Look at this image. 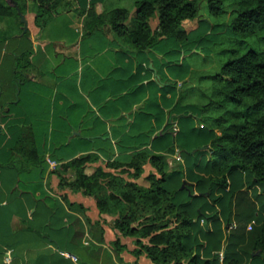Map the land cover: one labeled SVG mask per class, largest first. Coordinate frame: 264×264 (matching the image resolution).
<instances>
[{
    "label": "crops",
    "instance_id": "0c3cea01",
    "mask_svg": "<svg viewBox=\"0 0 264 264\" xmlns=\"http://www.w3.org/2000/svg\"><path fill=\"white\" fill-rule=\"evenodd\" d=\"M137 1L61 0L59 10L41 28L35 21L36 3L29 0L25 13L18 8L21 32L15 20L0 21V264H156L145 254L134 253L136 237L114 228L117 216L101 213L93 196L60 187L54 170L63 162L97 154L99 161L87 168L92 173L97 166L129 162L136 153L149 151L163 155L166 170L180 172L182 185L193 183V188L196 175L206 171L212 151L203 154L201 166L194 169L184 160L176 135L182 106L202 105L184 94L191 72L185 57L212 53L219 41L205 43L212 35L222 36V31L200 34L195 29L184 42L164 38L135 51L127 37L119 36L107 21L98 24V18L125 8L131 12L126 24L134 30ZM91 8L95 15L89 14ZM151 23L156 29L158 17ZM28 50L31 63L18 86L16 57ZM208 94L202 96L209 98ZM176 106L178 116L172 113ZM25 128L33 130L31 153L18 147ZM49 160L58 165L53 167ZM149 173L158 174L151 164ZM67 175L72 179L73 171ZM251 182L249 174L238 173L228 178L225 189L216 191L222 199L207 208V214L216 216L199 222L202 258L219 254L224 264L227 243H217L221 232L243 255L240 264H250L261 255L248 226L257 228L262 222L264 191ZM167 183L172 186L177 180ZM232 188L238 192L229 220V196L223 193Z\"/></svg>",
    "mask_w": 264,
    "mask_h": 264
},
{
    "label": "trees",
    "instance_id": "16d2710c",
    "mask_svg": "<svg viewBox=\"0 0 264 264\" xmlns=\"http://www.w3.org/2000/svg\"><path fill=\"white\" fill-rule=\"evenodd\" d=\"M28 1L0 0V21L15 20L21 32L23 23L18 8L25 13ZM33 1L36 3V24L43 28L59 10L61 0ZM199 1L138 0L136 29L126 24L131 12L125 8L105 12L99 16L98 24L109 22L119 36L127 37L128 46L135 51L146 50L164 38L184 42L198 26ZM204 1L214 15L232 11L231 21L225 24L232 34L259 37L264 30V0ZM89 14L95 15V9L91 8ZM155 17L159 21L156 29L151 23ZM31 57V50L16 57L18 86L27 77L24 69L30 65ZM247 107L256 112L255 117L246 115ZM182 110L176 142L186 163L194 159L199 167L200 157L212 151V158L205 163L206 171L196 175V188L192 183L181 189L180 172L170 174L163 155L149 151L136 153L129 162L110 161L105 167L97 166L92 173L87 172L88 165L98 162L99 156L83 154L63 162L54 173L62 189L93 196L101 213L117 216L113 227L125 236L136 237L138 247L134 253L137 256L145 254L156 264H221L219 254L201 257L197 226L200 221L216 216L214 212L207 214V208L222 199L223 196H216V191L226 188L230 176L247 173L252 178L250 186H259L264 191V50H233L229 60L212 75L208 102L182 106ZM172 113L178 116L179 108L176 106ZM194 117L198 119L197 125L192 124ZM168 128L169 125L165 131ZM19 146L26 147L24 151L30 153L35 151L31 128L22 130ZM146 163L155 167L158 174L143 176ZM69 171H73L72 179L68 178ZM168 179H176L177 183L169 186ZM242 185L247 182L243 181ZM195 190L200 194H195ZM237 192L232 188L223 193L229 196V220L234 208L232 198ZM261 208L264 212V200ZM251 237L254 248L261 251V255L250 264H264V215L261 224L257 228L253 226ZM224 242L227 243L224 264H240L241 252L232 249L231 237L221 232L217 243ZM119 243V239L114 242L115 245Z\"/></svg>",
    "mask_w": 264,
    "mask_h": 264
},
{
    "label": "rangeland",
    "instance_id": "374dc122",
    "mask_svg": "<svg viewBox=\"0 0 264 264\" xmlns=\"http://www.w3.org/2000/svg\"><path fill=\"white\" fill-rule=\"evenodd\" d=\"M199 4V12L202 20L198 22V26L196 27L198 33L204 34L210 30L222 31V36L220 35L221 38L219 35H212L210 41L205 43L211 44L213 41H219V43L215 45L212 53L202 54L194 52L185 57L191 68V72H189L188 78L185 79L184 85V94L186 99L190 102H200L205 104L208 102L210 97H203L202 93L207 92L209 93V96L212 93V90L209 89L210 86H212V78L208 76L217 73L221 69L222 65L229 60L231 57V52L235 49H239L242 52L248 48L264 50V30L261 32L259 37H241L232 34L227 29V25H225L228 24L232 19L233 13L231 10H227L220 15H214L209 11L206 1L200 0ZM246 113V115L250 118L256 116V112L252 109H249L248 107ZM192 124H198V119L196 117L193 118ZM211 156L212 155L209 157ZM198 163H200V161H198ZM190 164L194 169L196 168V160L193 159L190 161ZM149 171L150 164L146 163L144 165V175L148 174ZM124 176L129 178L127 175ZM200 229L201 227L198 225L197 230Z\"/></svg>",
    "mask_w": 264,
    "mask_h": 264
},
{
    "label": "built area",
    "instance_id": "2783aa9c",
    "mask_svg": "<svg viewBox=\"0 0 264 264\" xmlns=\"http://www.w3.org/2000/svg\"><path fill=\"white\" fill-rule=\"evenodd\" d=\"M49 162H50V164H51L53 167H55V166L58 165L57 162H55V161H51V160H49ZM202 222H204V220H202ZM248 228H249V229H252V228H253V225L250 224V225L248 226ZM66 255H67L68 257H70V258L76 260V261L78 260V257H77L75 254H73V253H66Z\"/></svg>",
    "mask_w": 264,
    "mask_h": 264
},
{
    "label": "water",
    "instance_id": "95a60500",
    "mask_svg": "<svg viewBox=\"0 0 264 264\" xmlns=\"http://www.w3.org/2000/svg\"><path fill=\"white\" fill-rule=\"evenodd\" d=\"M21 18H22V21L25 23V30L27 29V21L25 20L24 16L21 14ZM186 183L184 182V184L182 185V189H184L186 186Z\"/></svg>",
    "mask_w": 264,
    "mask_h": 264
}]
</instances>
